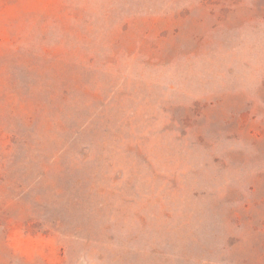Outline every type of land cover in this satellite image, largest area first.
I'll return each mask as SVG.
<instances>
[{
	"label": "rangeland",
	"instance_id": "rangeland-1",
	"mask_svg": "<svg viewBox=\"0 0 264 264\" xmlns=\"http://www.w3.org/2000/svg\"><path fill=\"white\" fill-rule=\"evenodd\" d=\"M0 264H264V0H0Z\"/></svg>",
	"mask_w": 264,
	"mask_h": 264
}]
</instances>
